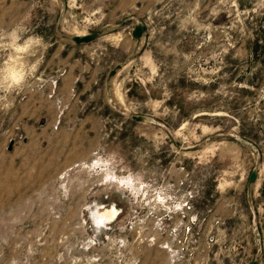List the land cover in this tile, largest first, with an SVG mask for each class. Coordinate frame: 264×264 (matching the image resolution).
<instances>
[{
	"label": "rangeland",
	"instance_id": "obj_1",
	"mask_svg": "<svg viewBox=\"0 0 264 264\" xmlns=\"http://www.w3.org/2000/svg\"><path fill=\"white\" fill-rule=\"evenodd\" d=\"M94 30L79 51L59 36ZM77 60L89 70L71 82ZM111 204L96 226L93 206ZM194 220L184 258L174 240ZM253 258L264 264V0H0V264Z\"/></svg>",
	"mask_w": 264,
	"mask_h": 264
},
{
	"label": "built area",
	"instance_id": "obj_2",
	"mask_svg": "<svg viewBox=\"0 0 264 264\" xmlns=\"http://www.w3.org/2000/svg\"><path fill=\"white\" fill-rule=\"evenodd\" d=\"M195 190H191L186 193V197L189 198L191 197L192 194H195ZM190 200L188 199H184L183 202L181 203V208L182 210H184V212H187V210H190ZM196 220L194 221H189L186 222L185 224H183L181 226V231L178 235H176L175 240H174V244H175V248L173 249V252L178 253V255H180L181 257H186L187 256H195V248H196V233H193V227H194V223ZM216 223V222H215ZM174 232V231H173ZM169 233V231H168ZM165 248L167 251H169L170 246H166Z\"/></svg>",
	"mask_w": 264,
	"mask_h": 264
},
{
	"label": "water",
	"instance_id": "obj_3",
	"mask_svg": "<svg viewBox=\"0 0 264 264\" xmlns=\"http://www.w3.org/2000/svg\"><path fill=\"white\" fill-rule=\"evenodd\" d=\"M144 30H145L144 25L135 21V23L132 24V28H131V31L129 32V35L131 38L138 41L139 36L144 32ZM98 33H99V30L98 31L94 30L93 32H90V33H85L81 35H72V36H69V37L67 36V37L74 44H80L81 42L83 43L89 42L90 40L94 38L95 35L97 36ZM116 68H119L118 65L116 66ZM114 72H115L114 69L110 70L109 74L107 75L110 76ZM255 176H256V172L254 170H250V173L248 174L247 182L248 183L250 181L252 182ZM247 264H255V259L253 258V260H250Z\"/></svg>",
	"mask_w": 264,
	"mask_h": 264
},
{
	"label": "crops",
	"instance_id": "obj_4",
	"mask_svg": "<svg viewBox=\"0 0 264 264\" xmlns=\"http://www.w3.org/2000/svg\"><path fill=\"white\" fill-rule=\"evenodd\" d=\"M62 1V0H61ZM134 19V18H133ZM85 34V33H84ZM73 35H81V34H73ZM60 37H61V39L64 41V42H68L69 44H71L74 48H72V49H76L75 51H79V48H80V45L81 44H85V43H83V42H81L80 44H74L73 42H71L69 39H68V37L67 36H64V35H59ZM70 36H72V35H70ZM139 41V40H138ZM138 41H135L136 43H135V46H133V47H136V45H137V43H138ZM132 51V50H131ZM75 64H77V68L75 69L76 70V73L74 74V75H72V76H70V79H71V82H75L76 80H77V78H78V76L82 73V71L84 70V71H88L89 70V68L87 67V64H86V62H84V60H82V61H79L78 62V60L75 62ZM118 65V67L120 66L118 63H113L112 64V66H109V69L106 71V73L104 74V76H103V80L102 81H104L103 83H104V85H106L107 83H109L110 81V78H112L114 75H115V73H117V71H118V69L120 68H116V66ZM115 70V72L112 74V75H110V76H108L107 74H109V71L110 70ZM67 73V70H64L63 71V73H62V75L64 74H66Z\"/></svg>",
	"mask_w": 264,
	"mask_h": 264
},
{
	"label": "flooded vegetation",
	"instance_id": "obj_5",
	"mask_svg": "<svg viewBox=\"0 0 264 264\" xmlns=\"http://www.w3.org/2000/svg\"><path fill=\"white\" fill-rule=\"evenodd\" d=\"M116 207H117V205L113 204L110 209L105 208L103 211H100L97 208V206H93V210H91L92 218L94 216V218H96V220L99 222V224H100L99 226H104L107 216L110 215L109 213L106 212V210L110 211L113 208L118 213V210L116 209ZM94 223H95V221H94Z\"/></svg>",
	"mask_w": 264,
	"mask_h": 264
},
{
	"label": "bare ground",
	"instance_id": "obj_6",
	"mask_svg": "<svg viewBox=\"0 0 264 264\" xmlns=\"http://www.w3.org/2000/svg\"><path fill=\"white\" fill-rule=\"evenodd\" d=\"M112 205L113 204H111V207H112ZM114 207V206H113ZM121 210L119 209L118 210V213L120 212ZM106 212L107 213H109L110 215L109 216H107V218H106V220H105V225L107 224H110V222L117 216V211L116 210H114L113 208L110 210V211H108V210H106ZM94 221H95V225L96 226H99L100 224H99V222L96 220V218H94Z\"/></svg>",
	"mask_w": 264,
	"mask_h": 264
}]
</instances>
